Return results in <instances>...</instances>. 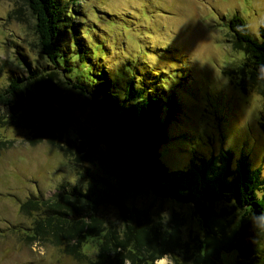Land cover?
Masks as SVG:
<instances>
[{"label": "trees", "instance_id": "16d2710c", "mask_svg": "<svg viewBox=\"0 0 264 264\" xmlns=\"http://www.w3.org/2000/svg\"><path fill=\"white\" fill-rule=\"evenodd\" d=\"M21 1L35 18L45 60L33 63L18 52L27 73L0 87V127H25L32 145H53L78 171L75 184L22 203V214L33 220L30 238L80 263L263 264L259 244L248 240L250 231L264 240L261 169L222 148L170 170L159 152L169 137L158 81L133 76L119 87L96 60L73 0ZM228 26L234 48L246 55L238 85L264 96V23L260 38L240 15ZM70 101L78 109L67 108ZM1 135L0 151L12 148L15 141ZM90 241L98 248L93 258L84 251Z\"/></svg>", "mask_w": 264, "mask_h": 264}, {"label": "rangeland", "instance_id": "374dc122", "mask_svg": "<svg viewBox=\"0 0 264 264\" xmlns=\"http://www.w3.org/2000/svg\"><path fill=\"white\" fill-rule=\"evenodd\" d=\"M73 3L79 10L75 20L88 32L96 60L119 87L130 77L141 81L150 75L148 80H157L165 92L169 141L159 152L170 170H184L197 157L226 148L236 160L248 156L251 167L261 169L264 176V96L238 85L236 72L246 55L234 48L228 26L240 15L252 35L260 38L264 0ZM19 51L33 63L45 60L28 7L21 0H0V87L14 74L27 73ZM77 104L64 103L78 109ZM76 115L80 117L77 111ZM12 124L0 127L4 139L15 141L12 148L0 151V264H89L77 262L49 241L30 238L33 220L22 214V203L31 196L48 198L60 186L75 184L78 171L58 148L47 142L32 145L28 141L32 132ZM104 213L114 214L110 209ZM249 234L248 240L259 244L264 262V240L254 231ZM84 251L95 257L96 243L90 241ZM226 257L234 258L230 253ZM157 264L174 262L164 258Z\"/></svg>", "mask_w": 264, "mask_h": 264}]
</instances>
